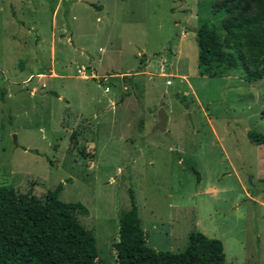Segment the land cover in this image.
I'll return each instance as SVG.
<instances>
[{"label":"rangeland","instance_id":"374dc122","mask_svg":"<svg viewBox=\"0 0 264 264\" xmlns=\"http://www.w3.org/2000/svg\"><path fill=\"white\" fill-rule=\"evenodd\" d=\"M217 1L0 0V185L63 183L104 264L130 193L151 248L201 232L227 262L264 264V141L247 135L264 136V79L201 75L195 32L221 30Z\"/></svg>","mask_w":264,"mask_h":264},{"label":"trees","instance_id":"16d2710c","mask_svg":"<svg viewBox=\"0 0 264 264\" xmlns=\"http://www.w3.org/2000/svg\"><path fill=\"white\" fill-rule=\"evenodd\" d=\"M215 6L224 14L221 30L204 24L195 32L201 75H221L241 66L247 80L264 79V0H218ZM213 65L224 71L212 72ZM247 135L256 144L264 141L256 132ZM62 190L59 183L39 198L0 185V264H104L92 233L74 215H89L87 207L61 201ZM130 204L119 218L118 241L112 245L116 264H233L226 261L222 242L201 232L189 235L180 254L151 248L132 193Z\"/></svg>","mask_w":264,"mask_h":264},{"label":"water","instance_id":"95a60500","mask_svg":"<svg viewBox=\"0 0 264 264\" xmlns=\"http://www.w3.org/2000/svg\"><path fill=\"white\" fill-rule=\"evenodd\" d=\"M158 122L156 128L160 131H166V125L168 121V116L166 115L163 108H161L156 115Z\"/></svg>","mask_w":264,"mask_h":264},{"label":"crops","instance_id":"0c3cea01","mask_svg":"<svg viewBox=\"0 0 264 264\" xmlns=\"http://www.w3.org/2000/svg\"><path fill=\"white\" fill-rule=\"evenodd\" d=\"M229 71H230V70H229ZM229 71H225V73H222L221 75H222V76H225V75L227 74V72H229ZM141 73H145V72L142 71ZM121 74H125V73H121ZM202 76H206V75H202ZM114 106H115V103H114V104L112 103V104L110 105V108H111V107H114ZM167 122H168V121H167Z\"/></svg>","mask_w":264,"mask_h":264},{"label":"built area","instance_id":"2783aa9c","mask_svg":"<svg viewBox=\"0 0 264 264\" xmlns=\"http://www.w3.org/2000/svg\"><path fill=\"white\" fill-rule=\"evenodd\" d=\"M168 83H169V82H167V84H168ZM106 90H108V88H107V87L105 88V91H106Z\"/></svg>","mask_w":264,"mask_h":264}]
</instances>
